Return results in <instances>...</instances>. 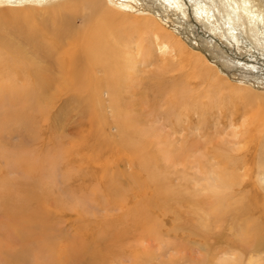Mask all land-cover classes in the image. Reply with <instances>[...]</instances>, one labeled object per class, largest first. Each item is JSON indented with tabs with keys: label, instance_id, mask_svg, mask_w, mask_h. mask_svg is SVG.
Wrapping results in <instances>:
<instances>
[{
	"label": "rangeland",
	"instance_id": "1",
	"mask_svg": "<svg viewBox=\"0 0 264 264\" xmlns=\"http://www.w3.org/2000/svg\"><path fill=\"white\" fill-rule=\"evenodd\" d=\"M128 4L141 10L135 3ZM154 15L175 37L193 46H187V56L171 44L164 45L151 30L125 27L128 45L120 47L126 78H109L97 69L98 79L81 96L69 92V97L53 100L27 101L3 91L5 100L20 101L0 106V175L10 180L34 176L29 194L37 199L24 201L21 186L14 187L20 198L9 196L6 189L1 190L4 179L0 176V264H10L23 251H36L40 264L234 260L225 250L244 231L235 225L244 213L226 215L210 228L205 225L210 222V205L203 201L211 196L206 186L217 167L214 157H235L245 148L246 112L264 102V70H253L226 50L210 47L195 26L191 32L189 22L180 24L186 27L178 31L173 21L166 23L156 11L148 16ZM200 56L211 65L209 69L191 61ZM228 57L229 68L223 65ZM5 73L13 75L8 84L25 85L23 71L10 66ZM122 112L136 119L134 127L146 134L148 130L146 150L151 145L150 154L158 160L144 161L141 157H148L142 150L123 143L117 123ZM168 148L183 154L177 159L163 157ZM16 158L28 161L10 165ZM261 163V173L258 166L250 165L255 172L244 190L246 197L236 194L228 208L240 209L248 203V209L256 213L247 212L244 220H256L264 227V155ZM255 241L259 245L249 249H256L257 256L261 252L264 264V230L250 239L252 244ZM244 257L248 264L250 254Z\"/></svg>",
	"mask_w": 264,
	"mask_h": 264
},
{
	"label": "bare ground",
	"instance_id": "2",
	"mask_svg": "<svg viewBox=\"0 0 264 264\" xmlns=\"http://www.w3.org/2000/svg\"><path fill=\"white\" fill-rule=\"evenodd\" d=\"M128 2L137 4L141 10L132 7ZM155 5L157 7H154ZM158 6H161V9ZM150 7L153 9H149ZM150 11H156L161 20L166 23L173 21V25L178 31L180 28L186 27H181L180 24L189 22L191 32L194 33L191 28L195 26L210 47L226 50L238 63L245 61L243 63H249L253 66L251 67L253 70L256 67H260L259 70H264V0H0V106L9 101L4 99L3 94V91L7 90L27 101L29 99H60L64 95L69 97L71 95L69 92H77V95L81 96L87 86L95 83L98 79L97 69L105 71L109 78L110 76H117L119 79L126 78L128 71L125 68L123 51L120 47L128 45L123 37L125 27L139 26L142 29L151 30L157 39L163 40L164 45L171 44L173 48L177 47L179 50H183L184 55L187 56L190 52L188 47L191 45H187L179 37L170 33L161 22L157 21L156 15H154L156 18L148 16ZM189 19L191 21H188ZM193 43L200 49V46H197L198 42L194 40ZM248 46L250 47L248 48ZM229 57L225 58L224 67L229 68L228 64L232 66V63L228 62V60L230 61ZM191 61H195L196 66H205L206 69L211 66L201 56L192 57ZM10 66H14L16 71L24 72L25 75L22 78L25 82L24 86L17 87L6 82L13 78V75L5 73ZM242 67L240 65L239 68ZM196 70L200 73L201 67ZM245 82L249 85L254 83L250 80ZM239 83H244V80H240ZM23 93L26 94L23 95ZM14 100L20 101V99L11 98V101ZM23 104L25 103L23 102ZM4 112L7 111L4 110ZM246 113L249 115L247 116L246 136L243 135L244 138L246 137L245 148L239 149L242 151L235 157L226 154L214 157L217 167L212 180L211 177L208 178L206 186L211 196L203 201L210 205L208 213L210 222L205 224L210 228L213 224L218 223L215 221H222L226 215L233 216V214L244 213L241 219H237L241 221L236 220L237 222H235L238 228L244 229L243 232H239V240L229 243L230 248L227 246L229 249H223L226 254L231 253V256H235L234 260L226 258L219 264H233L234 262L244 264V254L246 253L251 256L248 264H262L260 261L263 259L259 257L261 252H258L257 256L255 255L256 249H249L259 245L258 241L252 244L250 239L255 237L259 230H264L263 224H259L256 220L249 222L247 221L250 219L244 220L247 212H251L252 215L256 211H250L248 203L240 209L237 207L228 208L236 194L240 193L239 195L243 198L246 197L248 192L244 190L252 181L255 172L252 170L253 167L258 166V172H262L259 171V168L262 169L261 160L264 155V102L254 107L251 112ZM135 121L136 119L128 113L119 114L117 123L123 133V143L142 150L148 158L143 156L141 159L150 161L154 154H150L151 145L146 150V145L150 143L149 135L147 137L148 130H146V134L134 127ZM79 150L78 152H80ZM178 152L180 154H174L168 148L162 155L163 157L175 156L174 158L177 159L183 154V151ZM16 160L21 165L22 161L24 162L21 158H16L10 165H14ZM253 164L255 166H250ZM28 171L30 168L25 172ZM0 176H2L1 179H4L3 183L1 182L3 187L1 190L6 189L9 196L20 198L18 195L20 192H17L14 187L20 188L21 186L24 188L25 196H21L24 201L30 203V200L37 199L34 198L35 195L29 194L30 178L34 176L27 174L26 180L24 177L20 180H10L4 178L3 175ZM152 176L156 182L157 176L155 174ZM167 190L168 188L165 191L170 193ZM175 198H179V196H175ZM195 201L197 200L195 199ZM12 207L17 208L18 206ZM36 243L38 244V240ZM228 251L230 252L228 253ZM222 253L224 252L222 251ZM10 264L40 263L36 251H23L16 257H12Z\"/></svg>",
	"mask_w": 264,
	"mask_h": 264
}]
</instances>
